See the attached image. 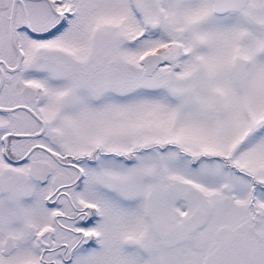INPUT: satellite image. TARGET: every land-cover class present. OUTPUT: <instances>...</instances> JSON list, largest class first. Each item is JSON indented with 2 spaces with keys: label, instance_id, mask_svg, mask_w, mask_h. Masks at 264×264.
Segmentation results:
<instances>
[{
  "label": "snow or ice",
  "instance_id": "snow-or-ice-1",
  "mask_svg": "<svg viewBox=\"0 0 264 264\" xmlns=\"http://www.w3.org/2000/svg\"><path fill=\"white\" fill-rule=\"evenodd\" d=\"M0 264H264V0H0Z\"/></svg>",
  "mask_w": 264,
  "mask_h": 264
}]
</instances>
